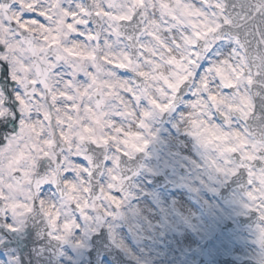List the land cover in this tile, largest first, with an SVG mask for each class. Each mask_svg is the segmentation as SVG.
Listing matches in <instances>:
<instances>
[{
	"label": "clouds",
	"instance_id": "obj_1",
	"mask_svg": "<svg viewBox=\"0 0 264 264\" xmlns=\"http://www.w3.org/2000/svg\"><path fill=\"white\" fill-rule=\"evenodd\" d=\"M0 264H264V0H0Z\"/></svg>",
	"mask_w": 264,
	"mask_h": 264
}]
</instances>
